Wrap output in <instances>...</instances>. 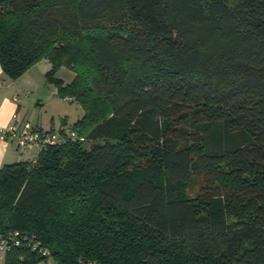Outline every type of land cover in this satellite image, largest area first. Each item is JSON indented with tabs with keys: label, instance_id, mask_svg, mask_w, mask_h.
I'll return each instance as SVG.
<instances>
[{
	"label": "trees",
	"instance_id": "1",
	"mask_svg": "<svg viewBox=\"0 0 264 264\" xmlns=\"http://www.w3.org/2000/svg\"><path fill=\"white\" fill-rule=\"evenodd\" d=\"M40 59L83 113L0 167V233L49 250L2 264H264V0H0L3 73Z\"/></svg>",
	"mask_w": 264,
	"mask_h": 264
},
{
	"label": "crops",
	"instance_id": "2",
	"mask_svg": "<svg viewBox=\"0 0 264 264\" xmlns=\"http://www.w3.org/2000/svg\"><path fill=\"white\" fill-rule=\"evenodd\" d=\"M40 62L41 63H38L39 65H36V63L29 67L22 75L15 79H11L5 75L0 66V127H4L15 121L28 120L26 105L31 104L27 103L29 96L30 94L42 93L43 90L41 87L44 86L42 84V76L43 74L45 75V72L51 67L50 62L46 59ZM45 82L44 76V83ZM64 82L68 81L64 80ZM50 92L52 94L56 93V91L52 89ZM37 98L41 99L39 96ZM64 99L67 100V98ZM76 119H78V117ZM30 122L34 124L32 121ZM34 125L56 130L53 122H48L44 125L42 122L38 121L35 122ZM57 129H66L65 119L62 120V124H60ZM33 146L36 145L18 146L12 139L3 140L0 138V167L6 163L27 161L29 158L30 160L35 159L36 157H33L31 154ZM3 259L4 254L0 252V264H2Z\"/></svg>",
	"mask_w": 264,
	"mask_h": 264
},
{
	"label": "rangeland",
	"instance_id": "3",
	"mask_svg": "<svg viewBox=\"0 0 264 264\" xmlns=\"http://www.w3.org/2000/svg\"><path fill=\"white\" fill-rule=\"evenodd\" d=\"M43 59L38 60L35 64L39 65L40 61ZM34 65V64H33ZM44 74H43V85L41 89L43 90L42 93L34 94L29 96L28 102L31 103L30 105H26L27 108V118L28 120L32 121L34 124L35 122H42L44 125L48 122H53L54 127L58 130V126L62 124V120L65 119V126L66 131L68 133L73 132L70 129V124L78 117L82 115V108L81 106L74 100L64 99L63 97L59 96L56 93H51V89L56 91L55 86L52 83L45 82L44 83ZM56 76L62 78L65 81H70L73 72L67 66H61L56 71ZM46 81V80H45ZM40 97L41 99L37 98ZM26 103V102H24ZM82 142L88 147L89 142L85 139ZM16 143V142H15ZM31 154L33 157L37 156L38 148L37 146H33ZM30 160V158H29ZM200 180L196 177L192 178L191 183H189L186 187V194L190 197L196 196ZM38 264H45L44 262H40ZM50 264H53L50 262Z\"/></svg>",
	"mask_w": 264,
	"mask_h": 264
},
{
	"label": "built area",
	"instance_id": "4",
	"mask_svg": "<svg viewBox=\"0 0 264 264\" xmlns=\"http://www.w3.org/2000/svg\"><path fill=\"white\" fill-rule=\"evenodd\" d=\"M67 137L74 139L77 136L74 132H70L67 135L66 133H57L48 128L34 125L28 120L15 121L0 127L1 139H12L18 146L36 145L38 150ZM13 246H28L31 250H37L43 256L49 255V250L42 247L39 241L34 240L31 236L20 234L17 231L8 234L0 233V252L4 254ZM44 263L50 264V261Z\"/></svg>",
	"mask_w": 264,
	"mask_h": 264
}]
</instances>
